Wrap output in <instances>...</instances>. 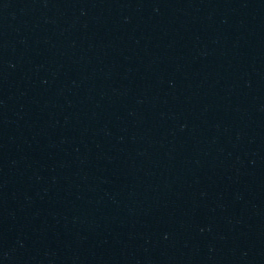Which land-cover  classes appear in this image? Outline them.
<instances>
[{"label":"water","instance_id":"1","mask_svg":"<svg viewBox=\"0 0 264 264\" xmlns=\"http://www.w3.org/2000/svg\"><path fill=\"white\" fill-rule=\"evenodd\" d=\"M0 264H264V0H0Z\"/></svg>","mask_w":264,"mask_h":264}]
</instances>
